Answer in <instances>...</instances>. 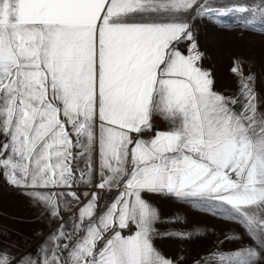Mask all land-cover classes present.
<instances>
[{
  "label": "snow or ice",
  "instance_id": "1",
  "mask_svg": "<svg viewBox=\"0 0 264 264\" xmlns=\"http://www.w3.org/2000/svg\"><path fill=\"white\" fill-rule=\"evenodd\" d=\"M196 5L0 0V133L8 137L0 148L3 174L14 186L33 189L30 194L53 216L62 194L36 190L71 188L80 160L85 169L76 163L79 182H90L94 152L96 186L122 189L86 228L74 225L73 234L84 235L71 247L72 234L61 226L43 264H171L151 243L157 212L145 192L227 206L264 246V113L257 110L251 77L245 80L238 64L232 71L241 77L239 97L211 90L209 73L197 66L200 53L189 25L176 15ZM196 11L211 9L200 5ZM249 11L248 24L264 18V4L216 14ZM185 40L193 41L187 55L175 47ZM156 113L170 121V130L134 140L132 133L151 129ZM97 199L93 193L79 221L93 217ZM129 224L136 226L134 235L116 230ZM65 251L67 257L58 255ZM256 255L250 248L219 259L253 264ZM0 264H10L8 257Z\"/></svg>",
  "mask_w": 264,
  "mask_h": 264
},
{
  "label": "rangeland",
  "instance_id": "2",
  "mask_svg": "<svg viewBox=\"0 0 264 264\" xmlns=\"http://www.w3.org/2000/svg\"><path fill=\"white\" fill-rule=\"evenodd\" d=\"M262 4L264 0H197L193 9L176 14L189 25L201 64L210 73L211 90L225 97H239L241 77L232 71L238 64L243 78L251 77L249 84L259 113H264V18L258 17L248 24L247 20L253 19L251 11L228 15L216 13L235 5L259 8ZM200 5H207L211 11L197 15L196 9ZM235 107L239 110L241 104ZM120 190L114 187L100 192L102 189H98L99 201L91 220L95 221L114 202ZM142 195L157 212L151 243L171 264H222L220 256L235 257L250 248L257 252L253 264H264V246L247 231L242 220L233 218L227 206L213 201L179 199L168 194L145 192ZM72 203L71 209L74 210L77 202ZM67 222L66 234H72L71 247L84 235L82 231L73 234L74 225L79 224L83 229L92 222L88 218L83 222L76 221L74 215ZM116 230L128 236L134 235L137 229L134 224H129L125 229ZM106 235L110 236L111 232ZM65 243H68L67 238L60 241V247L63 248ZM53 247L55 244L52 242ZM58 255L64 258L68 253L65 251ZM230 264H235V261Z\"/></svg>",
  "mask_w": 264,
  "mask_h": 264
},
{
  "label": "crops",
  "instance_id": "3",
  "mask_svg": "<svg viewBox=\"0 0 264 264\" xmlns=\"http://www.w3.org/2000/svg\"><path fill=\"white\" fill-rule=\"evenodd\" d=\"M193 41L185 40L175 45V47L181 53L187 55L188 48ZM197 66L202 71L209 73L208 69L201 64L200 59L197 61ZM151 125L150 130L142 132L149 135L150 138H154L157 132H166L171 128L170 121L158 113L153 114ZM7 142L8 137L0 133V148ZM73 151L76 153L78 150L74 149ZM6 155L7 153H5ZM93 157L96 167L90 182H79L80 171L76 170L77 183H74L75 187L36 190L62 194L58 215L56 216L51 214L48 205L35 199L30 194L33 189L12 185L3 174V169H0V257H8L10 264H28L30 260H39L40 264H43L44 250L52 248V237L59 233L61 226H64L63 231L66 233L67 220L71 215L75 216L76 221L79 220V210L87 205L93 193L98 196L97 207L99 188L96 185L100 182V178L96 152L93 153ZM77 163H79V169H85L83 160ZM85 179L88 178L85 177ZM69 192L74 193L76 198L69 196ZM100 192H103V190ZM72 202H77L74 210L71 209ZM90 222H93V220L90 219ZM48 255H51V253L49 252Z\"/></svg>",
  "mask_w": 264,
  "mask_h": 264
},
{
  "label": "built area",
  "instance_id": "4",
  "mask_svg": "<svg viewBox=\"0 0 264 264\" xmlns=\"http://www.w3.org/2000/svg\"><path fill=\"white\" fill-rule=\"evenodd\" d=\"M131 135H132V137H133L134 140H136V139H138V138H143V139H146V138L149 139V138H150L149 135H145V134H143V133H139V134H137V133H132Z\"/></svg>",
  "mask_w": 264,
  "mask_h": 264
}]
</instances>
